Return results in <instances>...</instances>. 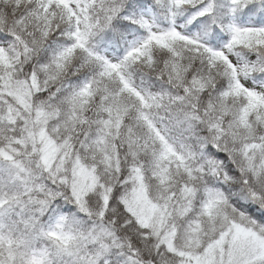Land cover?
I'll use <instances>...</instances> for the list:
<instances>
[{
	"label": "snow or ice",
	"instance_id": "obj_1",
	"mask_svg": "<svg viewBox=\"0 0 264 264\" xmlns=\"http://www.w3.org/2000/svg\"><path fill=\"white\" fill-rule=\"evenodd\" d=\"M0 264H264V0H0Z\"/></svg>",
	"mask_w": 264,
	"mask_h": 264
}]
</instances>
